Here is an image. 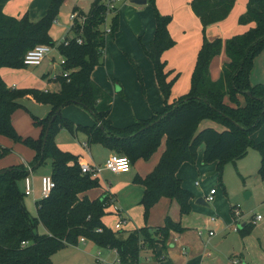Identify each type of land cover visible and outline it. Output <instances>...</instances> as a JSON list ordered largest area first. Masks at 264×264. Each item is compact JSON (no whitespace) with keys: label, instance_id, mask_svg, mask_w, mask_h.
Returning a JSON list of instances; mask_svg holds the SVG:
<instances>
[{"label":"trees","instance_id":"16d2710c","mask_svg":"<svg viewBox=\"0 0 264 264\" xmlns=\"http://www.w3.org/2000/svg\"><path fill=\"white\" fill-rule=\"evenodd\" d=\"M10 1L0 0V70L25 69L24 59L30 50L38 45H56L49 30L65 0H53L48 15L39 23L31 22L28 16L17 19L6 15L4 8ZM106 1L96 0L89 15L75 9L87 20L84 26L78 24L69 32L75 35L70 44L59 47L66 61L63 70L70 71V74L58 78V92L12 89L0 75V136L33 150V171L51 166V176L56 183L49 198L36 202V218L28 210L26 196L19 188V182L29 175L27 168L14 166L10 172L0 175V264H53L58 251L77 246L81 239L92 241L100 248L116 250L120 264H140L145 247L152 248L156 243L166 247L172 231L182 233L185 230L171 218L166 219L163 227L143 228L129 234L114 232L105 226L102 219L113 198L104 196L91 200L86 194L100 187L99 179L83 173L80 158L62 151L55 141L59 129L74 131V125L58 112L69 105L84 107L96 119V125L87 130L91 144H103L118 156L129 158L132 165L140 159L149 160L167 137L166 151L159 165L152 174L138 180L146 187L143 199L146 218L163 197L176 201L183 216L191 213L193 195L183 187L177 174L184 163H196L201 146L205 147L204 162L218 163L219 174L226 163H236L252 149L258 151L262 157L259 176L264 179V142L256 143L252 139L253 134L264 126V88L251 81L255 60L264 51V0H249L247 12L239 20L241 25L254 22L256 27L225 44L221 39L209 41L206 31L208 26L228 18L236 0L192 2L194 12L204 26V42L190 93L173 103L169 100L174 81L168 82L166 64L162 61L164 52L176 44L169 32L172 18L161 15L156 0H149L154 7L157 30L146 53L153 63L166 109L150 120L137 121L125 129L113 127L109 119L113 99L93 81V73L101 65L106 50L107 35L103 30ZM118 26L119 17L116 16L112 21L113 35ZM78 37L84 40L82 45L77 42ZM224 47L230 62L215 82L211 78L210 66ZM240 97L245 98V105L241 104ZM226 98L230 104L225 102ZM25 99L52 108L48 118L35 119V125L41 128L38 139L23 138L12 122L13 115L22 107L20 102ZM206 120L225 130H200L201 123ZM51 121L52 128L45 143ZM11 154L12 150L0 145V160ZM40 225L46 230L45 235L39 234Z\"/></svg>","mask_w":264,"mask_h":264},{"label":"crops","instance_id":"0c3cea01","mask_svg":"<svg viewBox=\"0 0 264 264\" xmlns=\"http://www.w3.org/2000/svg\"><path fill=\"white\" fill-rule=\"evenodd\" d=\"M193 1L194 0H156V7L159 13L163 16L172 18V21L169 25V32L176 42L175 46L164 52L162 56V61L166 64L165 72L168 75V82L174 81L169 103H173L190 93L192 76L195 70L199 52L204 42V26L201 19L193 10ZM31 2L35 3L36 0H11L5 6L4 13L10 17L22 19L25 16H28L27 8L31 4ZM119 2L120 3H118L117 5V11L112 15L110 20V24L112 25L113 18L116 16L119 17V26L117 30L118 33L116 32L118 34V40L116 33L114 35H108L106 39L107 42L104 63L106 65L108 73H110V70L114 72L111 69L113 64L112 59L114 58L115 52L117 51L119 39L120 36L124 33V29L129 27L132 30L133 36L139 38L142 37L146 29V23L144 19L147 16L144 17L143 15L147 14L148 9H143L142 7L144 6H139V9L134 8L133 6H131V1L120 0ZM248 3L249 0H236L235 5L226 20L207 27V39L211 42L217 39H221L225 44L227 40L235 36L243 35L252 28H255L256 23L254 22L248 25H241L239 23L240 18L247 12ZM147 5H149V0ZM76 8H79L80 11L85 12L82 7ZM73 12H75V10ZM129 17H131L132 19L130 20ZM29 19H31V16ZM56 22H58V19L54 22V24H56ZM111 37L113 38V40L110 39L109 42L108 39ZM149 49H146V51ZM229 62L230 59L224 47L222 54L216 57L212 61L210 66V73L213 81L216 82L220 79L224 66ZM151 66H153L152 62ZM19 70L22 69L2 68L0 70V75L9 88H27H25V86L18 85L16 81H13L11 79V77L15 73H18ZM152 71L155 72L154 66L152 68ZM114 74L115 78H117L118 80L121 79L119 73L115 71ZM177 75H179L180 77L176 79ZM55 82H57V84L54 83L57 87L56 90L51 91L49 89H46L43 91L53 93L58 92L60 90V83L59 81ZM100 82L103 84V86L106 85V82L103 79H100ZM119 85L121 87L120 89L117 88L116 83L113 85V88L110 87L108 89V91L110 93H113L114 96L112 110L109 116L113 127L118 129H125L131 126L130 124L132 123V125H134L137 121L150 120L156 115L165 111L166 104L163 103L165 102V98H163L162 100V97L160 98V96V100H158L159 103L157 105L153 106L151 104H148V106H145L146 99L149 103V98L151 96L150 90L153 96H155V91L157 92L158 89L161 92L158 81L155 90L151 89L148 83L144 84L145 93H138V95L136 96V98H140L137 100V107L136 101H134L133 96L128 93L125 84L119 82ZM144 94L146 95V99L144 97ZM239 99L241 100V97ZM225 102L227 104H230L229 98H226ZM75 106L85 109L84 107L79 105ZM65 108H63L62 112ZM141 110L143 111V113ZM139 111H141V114L138 113ZM131 112H133V114ZM14 116L15 114L12 117V122L14 127H16ZM131 118H134L136 122ZM216 125L221 127V129H218ZM206 128H215L220 132L225 130L224 127L209 120L203 121L200 125V130ZM263 129L264 126L260 130ZM260 130H258L257 132H259ZM256 133H254L252 136L253 140ZM5 139L6 137L0 136V145L3 146ZM87 139L88 141L82 144V149H73L72 146L69 147L65 143H62L59 138L55 139V141L62 151L71 153L79 157L81 165L89 164L92 166H100L93 161L94 159L91 152L90 155H87V153L84 152L87 148H91V143L89 142L88 136ZM255 142L257 143V141ZM262 142H264V139ZM96 144L101 145L105 149L106 161L110 157L118 156L117 154L107 149L103 144ZM166 147L167 137L165 136L158 151L149 160L140 159L136 161V163H133L132 170L129 173L115 174L108 170H104L105 174L103 173V171L97 177L100 182V187L89 191L86 195L91 200H97L98 198H102L104 196H110L113 198L115 205L119 209L118 212L115 211L114 206H109L106 209L107 215L102 219L105 226L113 230L114 232H118V230L115 229V226L119 222H124L123 229L120 231L128 232L129 234L130 232L143 228L163 227L167 218H171L174 222L181 224V226L185 229L184 232L179 233L172 231L170 233L169 239L166 242V247H164L161 243H156L152 248L145 247L142 253L140 264H253V261L257 256L264 258L263 228L251 233V237H248L247 235V228H243V230L237 229L236 231L234 222L231 218V216L233 215L230 216L229 214L224 213V211L220 212L221 206L219 204L217 206H214V210L219 216L220 213L222 214L221 219H219L216 214H212L211 210L207 209L210 208L211 205L207 201L198 203L201 201V199L206 200L207 197L205 196L197 198L191 193L193 195V199L191 201L192 210L189 215L185 216L181 214V208L176 201L168 197H163L151 209L148 218L145 217V207L143 205V199L145 196L146 187L138 180L140 178L145 179L147 176L154 172L156 167L159 165L164 152L166 151ZM31 151L33 155L26 160H19L18 158L14 159L11 157L12 154L7 158L0 160V171L20 165H23L25 167L28 165L31 166L32 162L35 159V152L33 150ZM202 151L204 155V146L202 148ZM19 153H21V151H19ZM238 161L235 164H237ZM102 166H104V164ZM42 168L50 171L51 175V166L48 165ZM39 170H35L34 172H37ZM40 186L41 180L40 184L36 183V181L34 180L36 199L37 187H39L40 192ZM197 186L200 187V183H197ZM205 202L209 206L206 205ZM230 212L232 214L231 209ZM206 215L208 216V219H200V216ZM213 217L217 219L216 222L211 221V218ZM262 221H264V218ZM202 228H204V231L202 230ZM211 232H213L214 235H210ZM87 242L88 241L81 243L86 245ZM96 249H99L98 253L96 254V264H99L100 262V258H98L99 256H101V258L105 262H107L105 264H116L118 260V254L116 250L111 248H100L97 245ZM237 261H239V263H236Z\"/></svg>","mask_w":264,"mask_h":264},{"label":"rangeland","instance_id":"374dc122","mask_svg":"<svg viewBox=\"0 0 264 264\" xmlns=\"http://www.w3.org/2000/svg\"><path fill=\"white\" fill-rule=\"evenodd\" d=\"M52 1L53 0H36L35 3L31 2L27 8V15L29 18L31 16L32 19H30V21L33 23H39L42 21L49 13ZM95 3L96 0H65L60 7L59 14L57 15L58 22L53 24L49 30L52 41L58 44L63 42L66 37L73 40L75 38L74 33L68 34L71 27V15L73 11L76 7H82L85 11L84 13L89 15ZM131 6L137 9L140 8L133 4H131ZM142 8L148 9L147 14L143 15L144 17L147 16L144 19L146 23L145 32L142 37L139 38L133 36L132 30L129 27L124 29V33L119 39L117 51L112 59L113 64L111 69L114 72L116 71L119 73L121 79L118 80L115 78V74L111 70L110 73H108L104 63L105 56L102 59L101 65L98 66L93 73V81L109 94L112 99H114L113 93H110L108 89L110 87L113 88L115 83L118 89L121 88L119 82L125 84L128 93L131 94L134 101H136V107L138 104L137 100L140 99L136 98V96L138 93H145L144 84L148 83L149 87L153 90H155V87L157 86V77L155 72L152 71V61L146 53V49L150 48V44L155 38L156 17L154 7L150 3ZM129 18L130 20L132 19L131 17ZM117 33L116 36L118 40ZM110 39L113 40L111 37L108 39L109 42ZM62 61L63 56L61 52L56 49L51 57L47 58L41 66L27 67L19 70L18 73H15L11 77V79L16 81L18 85L25 86V88L27 87L26 89H39L42 91L46 89L51 91L56 90L57 87L55 84H57V82L55 81L58 80L53 78L64 73L61 67ZM179 77L180 76L177 75L176 79ZM100 79H103L106 82L105 86L100 82ZM251 81L254 85H260L264 88V51L261 52L255 60ZM150 95L148 103L145 97L146 95L144 94L146 99L145 106H148V104L155 106L159 103L158 100H160L161 97L162 100L164 98L163 93H161L159 89L157 92L155 91V96H153L150 90ZM240 101L242 105L246 104L244 97H241ZM20 103L22 104V107L16 111L14 116L17 132L23 138H40L41 130L35 125V119L48 118L51 114L52 108L49 105L37 103L32 100H22ZM141 111L138 113L141 114ZM131 113L133 114V112ZM62 116L74 125V131L66 128L59 129L55 135V139L59 138L62 143H65L69 147L72 146L73 149H82V144L88 141L87 130L95 125L96 119L87 109L75 105L67 106L62 112ZM131 119L134 120V118ZM132 124L130 125L132 126ZM217 128L221 129L219 126H217ZM263 139L264 129L257 132L254 136V140L257 141V143H261ZM3 146L4 148L13 151L11 157L14 159L18 158L19 160H26L33 155L30 148L24 147L7 138L4 140ZM202 148L203 146L198 149L196 163H184L177 174L178 178L182 181L183 187L197 198L202 196L207 197L212 190H215L216 194L213 198L214 202H216H213V205L211 204L210 208L207 209L211 210L212 214H216L219 219H221L222 214L220 213L219 216L217 212H215L214 206L219 204L221 206L220 212L224 211V213L229 214L230 216L233 215V213L231 214L230 209L232 211L235 208L240 216L235 219H233L234 216H231L234 222V227L238 230L247 228L248 237H251L250 234L254 231L261 228L264 230V221L255 222V219L259 215L264 218V179L259 176L261 166V157L259 153L256 150H250L243 159L238 161L237 164L232 162L226 163L222 174H218V163H205L203 160ZM87 149L84 152H86L87 155H90L91 152L94 159L93 161L97 165L102 166L105 164L106 151L101 145L96 143L91 144V150ZM19 151H21V153H19ZM103 173L105 174V171ZM45 175H50V171L41 168L39 171L34 172L32 177L36 183L40 184L41 178ZM197 183H200L201 186L198 187ZM19 188L22 193L25 192L24 180L19 182ZM247 193L251 194V197L248 200L245 198V194ZM36 197L38 201L42 198L41 186L40 192L39 187H37ZM35 203L36 201L32 198L25 197V204L28 210L32 216L37 218L38 211ZM200 219H208V216H200ZM202 230L204 231V228H202ZM38 231L41 235L46 234V230L41 225L39 226ZM98 251L99 249H96V244L92 241H88L86 245L80 242L77 246H70L58 251L53 257V264H96V254ZM98 258H100L99 264L107 263L101 258V256ZM253 264H264V258L257 256L254 259Z\"/></svg>","mask_w":264,"mask_h":264},{"label":"built area","instance_id":"2783aa9c","mask_svg":"<svg viewBox=\"0 0 264 264\" xmlns=\"http://www.w3.org/2000/svg\"><path fill=\"white\" fill-rule=\"evenodd\" d=\"M120 0H107L105 2L106 7H107V15H106V21L105 24L103 26V30L105 32V34L108 36L110 34H112V25L110 24V20L112 15L117 11V5L119 3ZM126 1H131V0H126ZM87 20V17L84 15H81L79 12H73L71 15V27L69 32L73 31L74 28L80 24L81 26H84L85 22ZM72 40L69 39L68 37H66L64 39L63 42L58 43L54 46H50V45H38L36 46L34 49L30 50L24 59V65L27 67H37V66H41L42 63L47 59L50 58L51 55L53 54L54 50H59L60 45L64 44V45H68L70 44ZM77 42L82 45L84 43V40L81 37L77 38ZM60 51V50H59ZM65 59L63 58V61L61 63V67L63 69V65H65ZM64 73L61 75H57L54 77L55 80H58L59 77H68L70 74V71H65L63 70ZM132 162L130 161L129 158L124 157V156H113L110 157L104 164V166H92L89 164H82L81 165V169L82 172L85 174H90L92 176L93 179H97V177L104 171V170H108L112 173L115 174H120V173H129L132 170ZM27 170L29 171V175L25 178V196L26 197H30L33 198L34 201H38L35 198V187H34V178L33 176V168L32 166H26ZM56 188V183L53 180L51 175H45L41 178V200L42 199H47L50 197V195L52 194L53 190ZM216 191L212 190V192L210 193L209 196H207L206 201L209 204H212L214 202V198L213 196H215ZM110 206H114V209L116 212L119 211L118 207L115 205V202L113 201L111 203ZM234 219L236 217H239L240 214L237 210H235V208L232 210ZM263 220V216L259 215L257 216V218L255 219V222H261ZM212 222H216L217 219L215 217L211 218ZM123 225L124 222H119L116 226L115 229L120 231L123 229ZM99 232H101V230H98ZM237 231V229H236ZM210 235H214L213 232L210 233ZM85 239H81V242H85ZM24 246L27 245V243H23ZM121 261L118 257V260L116 262V264H120ZM236 263H239V261H237Z\"/></svg>","mask_w":264,"mask_h":264},{"label":"water","instance_id":"95a60500","mask_svg":"<svg viewBox=\"0 0 264 264\" xmlns=\"http://www.w3.org/2000/svg\"><path fill=\"white\" fill-rule=\"evenodd\" d=\"M131 3L134 4V5H137V6H145V5L148 4V0H131ZM246 94L249 95V96H252V94L250 92H247ZM62 110H63V108H60L58 110V112L61 113ZM52 124H53V121H51L49 126H48V129H47V132H46V137H45V143L48 140V137H49V134H50V131H51V128H52ZM11 170L12 169H6V170H3V171H0V175L6 174V173L10 172ZM245 198L248 200L250 198V193L245 194ZM204 201H206V200L205 199H201V201L198 202V203H202ZM205 204H206V202H205ZM206 205H208V204H206Z\"/></svg>","mask_w":264,"mask_h":264}]
</instances>
